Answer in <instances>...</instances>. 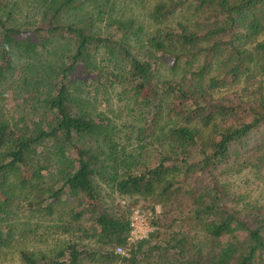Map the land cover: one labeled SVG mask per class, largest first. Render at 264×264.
<instances>
[{
  "label": "trees",
  "instance_id": "obj_1",
  "mask_svg": "<svg viewBox=\"0 0 264 264\" xmlns=\"http://www.w3.org/2000/svg\"><path fill=\"white\" fill-rule=\"evenodd\" d=\"M117 4L0 0V81L14 52L71 41L67 61L50 74L42 69L54 93L40 119L0 112V248L13 239L1 218L17 196L51 208L71 193L82 209H72L61 229L94 246L74 241L41 260L22 251L24 264H264V198L230 205L236 196L223 178L245 169L264 178V0H159L149 15L162 25L146 39ZM178 12L183 21L166 25ZM240 83L242 91L223 94ZM102 86L121 88L120 100L140 111L136 147L117 114L90 97ZM25 169L30 179L20 177ZM116 193L183 199L164 232L131 244L129 217L103 202ZM118 247L131 250L122 255Z\"/></svg>",
  "mask_w": 264,
  "mask_h": 264
},
{
  "label": "rangeland",
  "instance_id": "obj_2",
  "mask_svg": "<svg viewBox=\"0 0 264 264\" xmlns=\"http://www.w3.org/2000/svg\"><path fill=\"white\" fill-rule=\"evenodd\" d=\"M159 0H118V6L115 8L120 15H127L135 22V29L142 30L139 32L140 38L146 39L161 27L160 22L154 21L149 13L154 4ZM42 2V1H41ZM41 2H39L41 7ZM87 9H89L87 7ZM72 12L67 15L68 21H75L84 17L86 10ZM39 9H35L38 11ZM187 17L191 16V9L184 10ZM178 12L171 16L166 25L174 26L178 21H183V13ZM79 16L74 19V16ZM81 15V16H80ZM39 16V15H38ZM34 17L33 19H35ZM133 46L140 47L137 37L133 36L131 41ZM71 41L68 39L51 40L45 47L39 48L35 52L27 53L14 52L13 69L7 76L0 81V112L7 119L19 120L24 115L29 121L39 120L44 109L40 106L46 97L53 94V82L50 79L42 81L44 70L51 73V70L58 65L67 61ZM45 68V69H44ZM44 69V70H42ZM243 83L228 85L223 91L224 95H231L233 92L242 91L245 87ZM52 87V89H51ZM51 89V90H50ZM98 94L90 95L91 98L97 97L98 108L107 111L108 114H117L118 125L124 127L121 134L124 135L125 141L131 146L136 147L138 144L135 124H142L143 120L139 118L140 111L134 105H126V101L120 100L125 97L121 94V88L101 87ZM136 125V126H137ZM120 126V127H121ZM51 173L57 176V166H54ZM30 179L28 170L19 173ZM251 173L249 169L241 172L235 170L228 171L224 174V181L230 186L231 191L235 193V200L230 205H237L242 208L244 204L262 203L264 198V178ZM18 175V176H19ZM103 194L107 189L103 185ZM101 188V189H102ZM20 189L16 190L19 195ZM5 199V198H3ZM183 197L175 199L173 203H154L152 199L139 197L123 196L113 194L104 196L103 202L111 210L124 213L129 217L131 223L135 218V211L139 210L138 228L141 230L139 235H146L143 238L129 239L132 244L137 241L150 238L156 231L164 232L167 226L179 214V205ZM258 200V202H256ZM82 201H78L71 193L56 201L51 208L42 206L32 207L21 195L11 202L9 209L12 211L6 219L2 217L3 226L8 229L9 225L14 229L11 243L0 248V264H24L22 260V251L33 252L38 260L43 256L54 257L61 249L69 243L79 241L88 247L94 246V241L85 240L78 237L80 234L73 236L61 229V224L71 219V210L79 211L82 209ZM154 208V209H153ZM87 224V223H86ZM88 225V224H87ZM166 233V232H165ZM131 247H123L122 251L117 252L122 255H128Z\"/></svg>",
  "mask_w": 264,
  "mask_h": 264
},
{
  "label": "built area",
  "instance_id": "obj_3",
  "mask_svg": "<svg viewBox=\"0 0 264 264\" xmlns=\"http://www.w3.org/2000/svg\"><path fill=\"white\" fill-rule=\"evenodd\" d=\"M136 215H135V218L133 217L132 218V221H131V232H130V236H129V239H134V238H143L144 236L146 235H139V233L141 232V230H139L138 228V217L140 215V211L139 210H136L135 211ZM118 250L119 251H122L123 250V247H118Z\"/></svg>",
  "mask_w": 264,
  "mask_h": 264
}]
</instances>
